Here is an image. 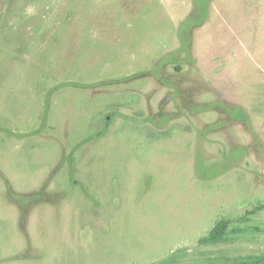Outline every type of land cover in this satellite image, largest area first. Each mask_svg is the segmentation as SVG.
<instances>
[{
  "label": "rangeland",
  "instance_id": "obj_1",
  "mask_svg": "<svg viewBox=\"0 0 264 264\" xmlns=\"http://www.w3.org/2000/svg\"><path fill=\"white\" fill-rule=\"evenodd\" d=\"M263 257L264 0H0V264Z\"/></svg>",
  "mask_w": 264,
  "mask_h": 264
},
{
  "label": "trees",
  "instance_id": "obj_2",
  "mask_svg": "<svg viewBox=\"0 0 264 264\" xmlns=\"http://www.w3.org/2000/svg\"><path fill=\"white\" fill-rule=\"evenodd\" d=\"M220 230L217 227L215 230H213L209 236L205 237L203 240H213L215 239L219 234H220ZM255 264H264V257L263 258H257L254 260Z\"/></svg>",
  "mask_w": 264,
  "mask_h": 264
}]
</instances>
